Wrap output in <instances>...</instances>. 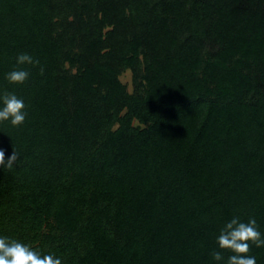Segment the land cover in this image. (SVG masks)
Masks as SVG:
<instances>
[{
    "label": "trees",
    "instance_id": "trees-1",
    "mask_svg": "<svg viewBox=\"0 0 264 264\" xmlns=\"http://www.w3.org/2000/svg\"><path fill=\"white\" fill-rule=\"evenodd\" d=\"M4 92L0 236L62 264H227L233 217L264 238V0H0Z\"/></svg>",
    "mask_w": 264,
    "mask_h": 264
},
{
    "label": "clouds",
    "instance_id": "clouds-1",
    "mask_svg": "<svg viewBox=\"0 0 264 264\" xmlns=\"http://www.w3.org/2000/svg\"><path fill=\"white\" fill-rule=\"evenodd\" d=\"M18 65L31 64L39 65V60H34L27 53L17 56ZM44 68H40L43 75ZM30 73L21 68H14L7 73L6 79L12 84H23ZM25 103L14 93L4 92L0 95V122L9 121L16 127L24 123L26 113ZM20 157L14 150L12 154L5 158V151L0 148V167L11 170L17 164ZM217 243L221 249L231 251L233 254L227 259V264H257L254 256L248 255L251 246H264V238L258 230L257 222L254 218L248 222H242L239 217H233L225 223L217 237ZM212 257L215 261H221L223 255L219 251H214ZM0 264H62L61 258L52 254H41L31 246L21 243L15 239L0 236Z\"/></svg>",
    "mask_w": 264,
    "mask_h": 264
},
{
    "label": "rangeland",
    "instance_id": "rangeland-1",
    "mask_svg": "<svg viewBox=\"0 0 264 264\" xmlns=\"http://www.w3.org/2000/svg\"><path fill=\"white\" fill-rule=\"evenodd\" d=\"M120 79L123 83H125L127 85V90L129 92L132 91V84H131V74L129 70H125L124 72H122V74L120 75ZM136 124V122H134Z\"/></svg>",
    "mask_w": 264,
    "mask_h": 264
}]
</instances>
